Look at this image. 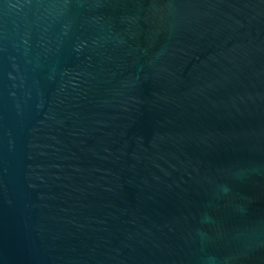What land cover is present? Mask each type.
<instances>
[{"label": "water", "instance_id": "1", "mask_svg": "<svg viewBox=\"0 0 264 264\" xmlns=\"http://www.w3.org/2000/svg\"><path fill=\"white\" fill-rule=\"evenodd\" d=\"M0 264H264V0H0Z\"/></svg>", "mask_w": 264, "mask_h": 264}]
</instances>
